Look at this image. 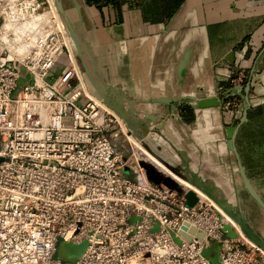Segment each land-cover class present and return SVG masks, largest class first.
Returning <instances> with one entry per match:
<instances>
[{"label":"built area","instance_id":"obj_1","mask_svg":"<svg viewBox=\"0 0 264 264\" xmlns=\"http://www.w3.org/2000/svg\"><path fill=\"white\" fill-rule=\"evenodd\" d=\"M52 3L0 0V264H264L238 231L224 236L227 219L208 198L191 190L188 205L190 189L146 177L131 134L83 88ZM244 80L237 67L216 87L230 116L242 104L230 88ZM59 240L86 244L62 261ZM211 244L215 262L203 255Z\"/></svg>","mask_w":264,"mask_h":264},{"label":"crops","instance_id":"obj_2","mask_svg":"<svg viewBox=\"0 0 264 264\" xmlns=\"http://www.w3.org/2000/svg\"><path fill=\"white\" fill-rule=\"evenodd\" d=\"M62 2L96 76L115 88L117 95L133 101L138 117L152 114L159 118L149 124L157 130L148 133L152 148L173 164L185 161L199 178L210 180L224 195L235 194L239 198L246 191L229 162L231 153L226 147V127L234 124L231 116L220 106L197 109L186 102L168 105L158 100L216 96V87H229L224 79L234 68H242L245 79H250V107L247 120L237 129L235 147L246 175L262 197L264 0ZM60 61L52 77L59 74L61 64L66 62L65 58ZM82 83L86 92L93 95ZM244 83L245 80L240 85ZM124 106H128L126 102ZM243 202L236 197L248 224L264 238V224L250 219ZM228 216L225 218L235 236L238 231L246 237Z\"/></svg>","mask_w":264,"mask_h":264},{"label":"water","instance_id":"obj_3","mask_svg":"<svg viewBox=\"0 0 264 264\" xmlns=\"http://www.w3.org/2000/svg\"><path fill=\"white\" fill-rule=\"evenodd\" d=\"M53 4L64 24L73 55L76 59L88 90L117 114L130 134L136 138L150 153H152L156 159H158L164 166L171 170V172L185 179L192 185L200 188L203 192L210 196V198H212L214 202H216L238 224L241 232L251 241H253L259 248L264 250V238L259 236L246 221L243 212L238 208L236 203L237 196L235 194L224 195V193H222L221 190L210 180H202L199 178L195 172L190 170L185 161L181 160L179 164H173L162 157L159 152L155 151L154 148H152V146L148 143V133L150 131L157 130L150 127L149 124L158 121L159 118L152 114L145 115L143 118L138 117V114L133 109V101L127 100L122 95H117L118 92L115 88L102 82L96 76L90 57L82 47L76 35L75 26L70 21L62 0H53ZM232 55L233 52H230L229 56ZM224 80H228V78H225ZM249 80V77H246L245 83L243 85H236L230 88V94L240 95L239 97L242 104L238 122L226 127V147L231 153L229 162L235 167L243 189L246 191L248 196L252 198V200L264 211V199L255 189L250 179L246 175L245 168L241 163L240 157L235 147V135L237 129L241 123L247 120V110L250 107V101L248 98L250 90ZM241 91H243L242 95L240 94ZM223 99L224 98L218 99L216 96L193 95L182 99L178 98L177 96L164 97L160 98L158 101L161 104L168 105L171 103L186 102L191 107L198 109L208 106H220ZM124 102L127 103V107L124 106ZM140 166L144 169L145 175L150 181L157 184L161 183L179 193L182 192L183 187L181 185L175 182L166 173L157 169L153 164L148 163L147 161H140ZM185 196L187 199V204L190 205L194 201L193 192L188 190ZM227 196L232 197L233 200H230ZM191 231H194L193 227L191 228ZM197 235L202 237L201 232H198ZM183 236L186 239L189 238L188 234L183 233Z\"/></svg>","mask_w":264,"mask_h":264},{"label":"rangeland","instance_id":"obj_4","mask_svg":"<svg viewBox=\"0 0 264 264\" xmlns=\"http://www.w3.org/2000/svg\"><path fill=\"white\" fill-rule=\"evenodd\" d=\"M62 22V21H61ZM64 26V25H63ZM74 56V55H73ZM75 59V57H74ZM75 62H76V59H75ZM77 64V62H76ZM78 66V64H77ZM22 84H24L22 81H20L19 83V87L22 86ZM18 87V88H19ZM88 93V92H87ZM90 94V93H88ZM91 95V94H90ZM93 96V95H92ZM85 102V98L83 96H81L78 100H77V104L78 105H82L83 103ZM124 124V123H123ZM125 126V125H124ZM126 128V127H125ZM127 129V128H126ZM124 131V130H123ZM136 139V138H135ZM123 140V136H120L119 138V142H121ZM134 144V143H133ZM137 146V145H135ZM117 150H121V147L119 146V144L117 145L116 147ZM147 161L148 163H150L148 160H145ZM163 172V171H162ZM179 178H177V180H179ZM180 184V183H179ZM182 185L186 186V187H189L187 185H185L184 183H181ZM183 187V186H182ZM184 189H188V188H185L183 187ZM262 189V188H261ZM230 200H233L232 197H229L227 196ZM238 197V200L240 199L241 201L244 200V207H245V210L250 214V219H254L255 222L256 221H259L261 222L262 224H264V211L253 201H249V197H248V194L246 192H244L240 198L239 196ZM262 197L264 198V193L262 194ZM252 220L250 222H252ZM223 227H222V230L224 231V236L225 237H234L235 236V233L233 232V230L228 226V223L226 220H223ZM254 223V222H252ZM255 224V223H254ZM258 225V224H256ZM158 228V225H154L151 229V231H155L157 230ZM262 235H264V232L262 233ZM85 241H82V242H79V243H74V242H66V241H62V240H59L57 242V245H56V253H55V256L57 258H59L60 260L62 261H70V260H74L76 259L80 254L81 252L83 251V249L85 248ZM218 251V248H217V244H211L210 246H207L204 248L203 250V255L211 262H215L217 260V257H216V253Z\"/></svg>","mask_w":264,"mask_h":264},{"label":"bare ground","instance_id":"obj_5","mask_svg":"<svg viewBox=\"0 0 264 264\" xmlns=\"http://www.w3.org/2000/svg\"><path fill=\"white\" fill-rule=\"evenodd\" d=\"M52 10L54 11V13L58 16V20H59V23L60 25L62 26L63 30L65 31V28H64V24L63 22H61L62 20H60V16L56 10V8L54 7L53 3H52ZM67 40V44L69 46V49L71 50V47H70V43H69V40H68V37L66 38ZM87 93V92H86ZM88 94V93H87ZM90 95V94H88ZM92 96V95H90ZM92 97H95L96 99H98L96 96H92ZM99 100V99H98ZM100 101V100H99ZM101 102V101H100ZM103 103V102H102ZM104 104V103H103ZM105 105V104H104ZM106 106V105H105ZM108 107V106H107ZM109 108V107H108ZM110 109V108H109ZM111 112H113L116 116L117 114L112 110L110 109ZM118 118V121L119 123L121 124V127L124 131H126V128L122 122V120H120V118L117 116ZM129 140L134 143L135 145H137V148L140 152H142V154H144L145 156V159L148 160L151 164H153L157 169H159L160 171H163L164 173H166L168 176H170L175 182H177L179 185L182 186L181 183H184L185 185L189 186V188L191 187V189L196 192L197 194L201 195V196H204L206 198H208V200L217 208L220 210V212L222 213L223 216H228L227 213L216 203L214 202V200L212 198H210V196H208L205 192H203L200 188H197L195 187L194 185H192L191 183H189L188 181H186L185 179L181 178L179 180H177V178H179V176H177L176 174H174L173 172H171L168 168H166L158 159H156V157L150 153L137 139H135L133 136H130L129 137ZM225 216V217H226ZM228 218H230L228 216ZM241 234V233H240ZM243 236V235H242ZM244 237V236H243ZM246 242L251 244V245H256L253 241H251L248 237H244ZM257 246V245H256ZM258 247V246H257ZM259 248V247H258ZM263 253H264V250L259 248Z\"/></svg>","mask_w":264,"mask_h":264},{"label":"flooded vegetation","instance_id":"obj_6","mask_svg":"<svg viewBox=\"0 0 264 264\" xmlns=\"http://www.w3.org/2000/svg\"><path fill=\"white\" fill-rule=\"evenodd\" d=\"M216 97H217L218 99H221V98H222V95H217V94H216ZM221 110H222V109H221ZM222 111H223V110H222ZM223 112H225V111H223ZM239 117H240V116H237V117L231 116L232 121H233L234 124H236V123L238 122Z\"/></svg>","mask_w":264,"mask_h":264}]
</instances>
